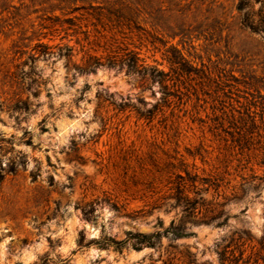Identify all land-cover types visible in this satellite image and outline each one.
<instances>
[{
  "label": "rangeland",
  "instance_id": "obj_1",
  "mask_svg": "<svg viewBox=\"0 0 264 264\" xmlns=\"http://www.w3.org/2000/svg\"><path fill=\"white\" fill-rule=\"evenodd\" d=\"M240 1L0 0V264H222L244 231L264 256V0ZM171 223L194 234L101 243Z\"/></svg>",
  "mask_w": 264,
  "mask_h": 264
},
{
  "label": "trees",
  "instance_id": "obj_2",
  "mask_svg": "<svg viewBox=\"0 0 264 264\" xmlns=\"http://www.w3.org/2000/svg\"><path fill=\"white\" fill-rule=\"evenodd\" d=\"M249 7V10L253 8V1L252 0H241L238 8L240 10H243L245 8ZM250 12L247 11L246 13V25L249 26L253 31L264 33V17L262 18V21L257 25L254 22V17H251ZM250 21V22H249ZM129 65L132 66L133 63L130 61ZM153 72H158L160 74L161 72L152 69ZM123 103H120L121 106ZM14 109L18 111H27L30 112L31 107L30 105L24 101L20 100L16 103L14 106ZM35 110V109H34ZM33 110V111H34ZM142 115H144L142 113ZM261 147L263 148V156H264V140L261 142ZM0 168L2 171L5 170V168L0 165ZM8 171V170H5ZM9 171L13 172L14 169H10ZM3 175L1 174V177ZM35 179V176H34ZM260 180H264V176L259 177ZM183 183L179 182L177 185V203L178 205H182L184 207L185 211H190L194 207L193 199L185 193V190L183 189ZM95 202L91 201L88 202L85 206L82 207V210L84 212V215L87 218H92L95 214ZM224 210L221 209L218 213L212 214L209 218H207V223H212L217 221L223 214ZM228 216H225L223 220H219L217 222V225H223L227 223ZM194 234V232L185 230L184 226L182 224L174 225L173 223L170 224V226L166 227L162 232H152V233H142V232H128L126 238L124 239H115L114 237H105L101 240L103 247H109L114 246L118 250H122V248L130 243L133 248L135 249H141L145 246H156L160 241L163 235H172L175 238H181V237H187ZM247 237L244 239L243 237ZM251 236L247 232H242L237 238H232L231 241L228 242L227 245L224 246L223 250L219 252L220 259L222 261V264H259V260L262 259L264 261V256L260 254V251L256 248V245H252L250 248V252L245 256L247 252V248L245 247V244L247 243V240H251ZM263 242V241H262ZM245 257V258H244Z\"/></svg>",
  "mask_w": 264,
  "mask_h": 264
}]
</instances>
